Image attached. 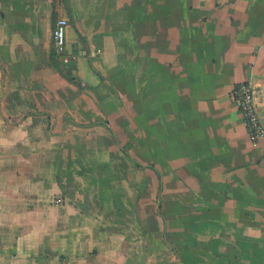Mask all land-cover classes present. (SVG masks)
Instances as JSON below:
<instances>
[{"label": "crops", "instance_id": "1", "mask_svg": "<svg viewBox=\"0 0 264 264\" xmlns=\"http://www.w3.org/2000/svg\"><path fill=\"white\" fill-rule=\"evenodd\" d=\"M248 81L264 0H0V264H264Z\"/></svg>", "mask_w": 264, "mask_h": 264}, {"label": "built area", "instance_id": "2", "mask_svg": "<svg viewBox=\"0 0 264 264\" xmlns=\"http://www.w3.org/2000/svg\"><path fill=\"white\" fill-rule=\"evenodd\" d=\"M67 24L66 18L58 17L54 21L51 32L52 50L63 62L67 61L65 44ZM228 98L241 114L251 142L255 143L264 137V123L261 121L256 110L255 92L251 82L248 81L235 84L229 91ZM54 202L58 204L59 200L56 199Z\"/></svg>", "mask_w": 264, "mask_h": 264}, {"label": "trees", "instance_id": "3", "mask_svg": "<svg viewBox=\"0 0 264 264\" xmlns=\"http://www.w3.org/2000/svg\"><path fill=\"white\" fill-rule=\"evenodd\" d=\"M59 56H57L56 54H54V52H52L51 54V61L52 64L59 70V72L67 78V80L73 82L74 78L72 76V74H70V64L65 63L62 61V59ZM61 65V66H60Z\"/></svg>", "mask_w": 264, "mask_h": 264}, {"label": "water", "instance_id": "4", "mask_svg": "<svg viewBox=\"0 0 264 264\" xmlns=\"http://www.w3.org/2000/svg\"><path fill=\"white\" fill-rule=\"evenodd\" d=\"M262 99H263V104H264V93H263V97H262Z\"/></svg>", "mask_w": 264, "mask_h": 264}, {"label": "rangeland", "instance_id": "5", "mask_svg": "<svg viewBox=\"0 0 264 264\" xmlns=\"http://www.w3.org/2000/svg\"><path fill=\"white\" fill-rule=\"evenodd\" d=\"M60 59V58H59ZM262 118H264V114H263V117ZM60 203V202H59Z\"/></svg>", "mask_w": 264, "mask_h": 264}]
</instances>
